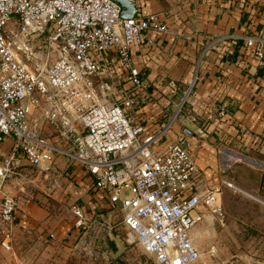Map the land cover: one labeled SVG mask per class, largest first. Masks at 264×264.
I'll return each mask as SVG.
<instances>
[{"label": "built area", "instance_id": "built-area-1", "mask_svg": "<svg viewBox=\"0 0 264 264\" xmlns=\"http://www.w3.org/2000/svg\"><path fill=\"white\" fill-rule=\"evenodd\" d=\"M149 31L164 34L167 26L155 14L124 18L113 0H0V136L13 141L7 156L0 152V185L19 158L42 169L53 154L64 156L118 208L126 238L131 235L155 264H196L202 252L193 230L206 213L223 218L220 188L200 189L201 171L187 136L172 135L196 75L170 113L147 122L139 111L152 98L132 52L155 44ZM242 39L264 66V28ZM169 87L176 95V84ZM225 117L220 106L203 123L189 119L205 139L206 123ZM46 126L56 132V143L43 135ZM262 183L264 193V172ZM71 210L76 229L88 225L81 207ZM16 213L15 198L2 193L5 250L11 249Z\"/></svg>", "mask_w": 264, "mask_h": 264}, {"label": "crops", "instance_id": "crops-1", "mask_svg": "<svg viewBox=\"0 0 264 264\" xmlns=\"http://www.w3.org/2000/svg\"><path fill=\"white\" fill-rule=\"evenodd\" d=\"M131 1L130 13L122 17L155 14L167 26L164 34L149 31L153 46L142 44L132 52L143 89L152 98L151 103L140 104L142 116L147 122H155L156 117L170 113L188 80L196 75L193 93L172 135L185 128L190 130L191 125V134L185 135L201 171L200 189L218 187L220 194L237 190L246 196L264 198V66L257 65L242 39L264 28V0ZM222 36L225 39L215 41ZM171 82L176 84V95H170ZM220 106H225L226 117L207 122L209 136L198 138L189 117L195 116L203 123ZM12 143L11 138L0 136L4 156L9 154ZM24 164L20 158L12 162L9 176L20 175L12 169ZM53 164L64 169L66 185L57 189L50 201L42 195L23 192L16 199L12 232L38 233L45 239L52 235L57 241L72 242L81 230L74 227V204L84 211L89 225L108 224L112 212L119 210L93 189L85 170L64 156L52 157L42 169L48 170ZM221 180L236 189L222 185ZM5 189L6 185L3 193L10 192ZM62 204L67 214L60 219L57 207ZM234 210L236 213H232ZM223 212L220 220L206 213L193 230L201 257L210 264H264V204L237 202L233 209L225 205ZM13 246L12 234L11 252ZM0 251H4L1 246Z\"/></svg>", "mask_w": 264, "mask_h": 264}, {"label": "rangeland", "instance_id": "rangeland-1", "mask_svg": "<svg viewBox=\"0 0 264 264\" xmlns=\"http://www.w3.org/2000/svg\"><path fill=\"white\" fill-rule=\"evenodd\" d=\"M43 135L49 137L53 142L57 140L56 132L50 127H45ZM56 156L61 155L53 154V157ZM24 162V165L12 169V171L18 170L20 175L11 174L1 183L0 196L6 185L7 189L5 190H9V194L12 193L16 196L15 200L24 192L35 197L42 195V198H48L50 201L52 200L50 196H53L57 189L66 185L65 176L62 173L64 169L57 164H53L50 169L45 170ZM250 181L254 182L253 176H250ZM19 187L24 188V191H18ZM44 193H47L49 197ZM12 194L10 195L12 196ZM248 196L237 190L230 194L223 191L220 194L221 205L223 208L227 205L228 208L233 209L237 202L257 204L258 199L264 201L263 196L260 195ZM62 205L57 207L60 219H63L67 214V207ZM232 213H236V211L234 210ZM224 215L223 212L222 217ZM11 233L14 235L13 251L11 252L12 248L4 249L5 252L0 251V255H2L0 264H155L152 257L143 253L138 243L135 241L130 244L126 242V231L121 223L119 211L112 212L111 221L108 224L86 225L79 231L82 236H75L72 242L57 241L52 238V235L45 239L38 233L30 234L17 230L14 232L11 230ZM119 247H123V249L120 255L116 256ZM196 264H210V260L201 257ZM211 264H214V261Z\"/></svg>", "mask_w": 264, "mask_h": 264}, {"label": "water", "instance_id": "water-1", "mask_svg": "<svg viewBox=\"0 0 264 264\" xmlns=\"http://www.w3.org/2000/svg\"><path fill=\"white\" fill-rule=\"evenodd\" d=\"M118 6H119V8H120V16H123V15H125V13H130V11H131V9H132V7H133V3H132V1L131 0H113ZM129 16H130V14H128ZM127 15V18L129 17ZM178 119H179V117H178ZM188 129H190V130H187V128H185L184 130H183V132L185 133V134H188V135H190L191 134V125L190 126H188ZM112 239H114V240H116L115 238H112ZM126 242L127 243H131V242H134V240H133V238H132V236L131 235H127V239H126ZM123 249V247H119V249H118V251H117V254H116V256H118V255H120V253H121V250Z\"/></svg>", "mask_w": 264, "mask_h": 264}]
</instances>
